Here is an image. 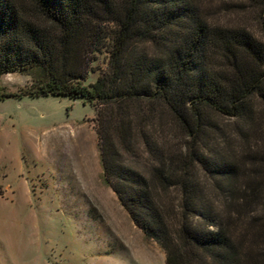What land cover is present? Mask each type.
Segmentation results:
<instances>
[{
    "label": "trees",
    "instance_id": "trees-1",
    "mask_svg": "<svg viewBox=\"0 0 264 264\" xmlns=\"http://www.w3.org/2000/svg\"><path fill=\"white\" fill-rule=\"evenodd\" d=\"M199 1L0 0V100L92 104L104 180L167 264H255L224 213L264 216V41ZM8 73L30 81L7 92Z\"/></svg>",
    "mask_w": 264,
    "mask_h": 264
},
{
    "label": "rangeland",
    "instance_id": "rangeland-1",
    "mask_svg": "<svg viewBox=\"0 0 264 264\" xmlns=\"http://www.w3.org/2000/svg\"><path fill=\"white\" fill-rule=\"evenodd\" d=\"M199 3L211 22L244 27L264 41L258 6ZM107 62L99 55L86 85L97 81ZM29 81L20 73L1 77L10 93ZM95 119L94 106L81 99L0 100V264H167L165 250L135 226L104 180ZM224 216L242 252L264 264L260 206L237 201Z\"/></svg>",
    "mask_w": 264,
    "mask_h": 264
}]
</instances>
